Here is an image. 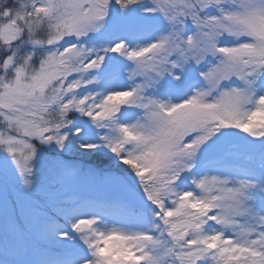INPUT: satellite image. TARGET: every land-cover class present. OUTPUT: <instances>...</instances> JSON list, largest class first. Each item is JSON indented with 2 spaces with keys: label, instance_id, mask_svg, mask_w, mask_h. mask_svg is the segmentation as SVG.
I'll return each mask as SVG.
<instances>
[{
  "label": "snow or ice",
  "instance_id": "1",
  "mask_svg": "<svg viewBox=\"0 0 264 264\" xmlns=\"http://www.w3.org/2000/svg\"><path fill=\"white\" fill-rule=\"evenodd\" d=\"M0 264H264V0H0Z\"/></svg>",
  "mask_w": 264,
  "mask_h": 264
},
{
  "label": "rangeland",
  "instance_id": "2",
  "mask_svg": "<svg viewBox=\"0 0 264 264\" xmlns=\"http://www.w3.org/2000/svg\"><path fill=\"white\" fill-rule=\"evenodd\" d=\"M143 42V41H142ZM114 55V54H113ZM183 91H187V85H174L173 90L170 92V95L172 96L173 100H177L180 96V94ZM166 98V97H165ZM77 117H79V114H77ZM134 119V117H132ZM78 124H83L84 121L81 119H78L76 121ZM243 134H233V140L237 143H245L243 140ZM85 139L89 140H95L96 139V131L90 130L88 134L84 137ZM105 153H108L109 151L107 149H103ZM65 152H61L51 146H45L44 151L42 153L41 159L37 162L36 165V170L38 175L42 178V180L49 185L52 191L57 193V195L64 194L66 191L70 193H81V194H88L90 193L92 189V185L90 184V176L89 173H94V171H90L86 169L85 172L84 170L82 171V175L77 177L75 181H73L72 185L70 188L66 189L62 185H53L51 184V181L55 175V169L56 166L59 163H65V164H71L70 161L66 160L64 158ZM123 171L124 169H118ZM117 176V175H115ZM98 178V177H97ZM125 179L128 180L130 183L129 179L132 180V178L129 177V175L125 176Z\"/></svg>",
  "mask_w": 264,
  "mask_h": 264
},
{
  "label": "trees",
  "instance_id": "3",
  "mask_svg": "<svg viewBox=\"0 0 264 264\" xmlns=\"http://www.w3.org/2000/svg\"><path fill=\"white\" fill-rule=\"evenodd\" d=\"M64 158L70 161L71 164L78 166L81 170L94 171L97 177L101 175H117L125 178L129 175L132 178L130 169L122 164L114 154L108 152L105 153L102 150L92 151L90 153H84L82 151H65ZM118 169H124L123 171ZM130 184L132 180H130Z\"/></svg>",
  "mask_w": 264,
  "mask_h": 264
}]
</instances>
